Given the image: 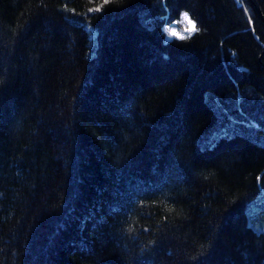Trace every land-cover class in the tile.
<instances>
[{
	"label": "trees",
	"instance_id": "16d2710c",
	"mask_svg": "<svg viewBox=\"0 0 264 264\" xmlns=\"http://www.w3.org/2000/svg\"><path fill=\"white\" fill-rule=\"evenodd\" d=\"M0 264H264V0H0Z\"/></svg>",
	"mask_w": 264,
	"mask_h": 264
},
{
	"label": "rangeland",
	"instance_id": "374dc122",
	"mask_svg": "<svg viewBox=\"0 0 264 264\" xmlns=\"http://www.w3.org/2000/svg\"><path fill=\"white\" fill-rule=\"evenodd\" d=\"M193 28L195 29L194 23L186 14H182L180 20L164 27L166 40L187 38L195 32V30L190 31Z\"/></svg>",
	"mask_w": 264,
	"mask_h": 264
},
{
	"label": "snow or ice",
	"instance_id": "6c2138e0",
	"mask_svg": "<svg viewBox=\"0 0 264 264\" xmlns=\"http://www.w3.org/2000/svg\"><path fill=\"white\" fill-rule=\"evenodd\" d=\"M195 29L193 28V29H190V31H194Z\"/></svg>",
	"mask_w": 264,
	"mask_h": 264
}]
</instances>
